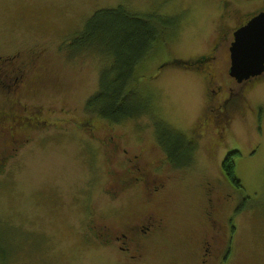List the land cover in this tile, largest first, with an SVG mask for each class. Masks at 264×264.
Wrapping results in <instances>:
<instances>
[{
  "label": "rangeland",
  "instance_id": "1",
  "mask_svg": "<svg viewBox=\"0 0 264 264\" xmlns=\"http://www.w3.org/2000/svg\"><path fill=\"white\" fill-rule=\"evenodd\" d=\"M227 2L254 13L262 7L259 0L252 4L247 0ZM122 3L141 13L181 15L177 17V30L167 38L170 41L166 42V60L176 56L207 57L200 73L170 66L157 75L153 80L150 107L162 116L153 113L151 126L165 122L167 132L185 140L189 138L185 130L201 115L212 90L218 85L222 87L219 94L213 92L218 98L225 89L237 87L227 69L228 53L231 55L228 42L224 41L214 53L211 50L217 35L224 36L226 26L234 20L233 13L225 18L228 7L223 9L225 0H0V53L6 55L21 48L26 53L29 47L47 49L42 58L47 65L46 75L41 76L43 82L35 92L16 85L20 89L18 93L6 91L10 98L0 95V109L22 108L27 103L34 112L40 109L41 119L47 120L31 134L32 139L20 147L17 155L9 154L6 165H0V264H131L115 245L101 244L89 233L93 212L98 222L106 215L109 218L106 222L115 224L114 218L106 213L112 206L108 198L110 178L106 172L117 162H111L109 146L93 141L83 130L74 128V121L83 116L85 100L98 88L107 59L88 49L86 52L72 49L69 54L68 46H62V41L70 37L68 32L84 24L97 8ZM223 22L227 23L220 32ZM160 55L156 53L151 59ZM166 60L159 58L157 62ZM248 100L250 107L245 103V109L238 110V116L232 121L234 137L224 142L226 152L238 150L240 153L237 176L244 186L240 196L229 184L221 183L222 194L232 193L233 199L224 207L229 212L241 197L246 208L236 219L238 225L232 220L237 233L226 264H264V137L263 140L258 137V132H264L259 117L261 110L264 112V84L251 90ZM13 115L8 118L10 122ZM20 115L34 117L27 109L21 110ZM31 122L25 124L27 132L36 125V121ZM54 122L66 129L61 131ZM145 122L146 118L128 119L113 127L130 156L136 153L145 160H154L160 151L155 146L153 128ZM103 134L102 130V137ZM218 150L224 151V148ZM196 152L192 154V170L186 174L175 173L156 199L158 208L170 219L169 226L166 234L163 231L155 238L159 248L154 250L150 246L138 264H198L195 253L187 251L193 232L181 233L186 228L201 227L198 219L203 184L206 180L216 183L220 162L208 158L197 162ZM1 155L0 151L3 159L6 154ZM220 179L225 180L222 174ZM123 204L125 214L144 207L139 193L125 195ZM178 233L187 239L183 243L185 248L177 240ZM223 239L219 251L228 246V239ZM220 258L214 257L213 264H221Z\"/></svg>",
  "mask_w": 264,
  "mask_h": 264
},
{
  "label": "trees",
  "instance_id": "2",
  "mask_svg": "<svg viewBox=\"0 0 264 264\" xmlns=\"http://www.w3.org/2000/svg\"><path fill=\"white\" fill-rule=\"evenodd\" d=\"M227 1L225 0V3ZM167 15H158L154 12L141 13L125 3L116 4L97 8L84 24L68 32L70 37L62 41V46L65 44L68 46L69 54L72 49L74 52H86L88 49L89 52L92 50L96 53V56L103 58V60L105 58L107 59L106 65L102 67L100 72L97 90L85 100L82 107L83 116L81 120L74 121L75 129L83 130L87 137L103 144L102 142L105 141L104 136L108 135V131L115 124L122 123L128 119H137L139 121V119L146 118L147 122L145 123L150 125L151 115L153 113L161 115L159 111L151 110L150 107L151 91L153 92L154 90L153 80L158 75L156 71L161 68L160 63L157 62L158 58L152 60L151 56L160 50V46L166 38L174 34L172 26L178 25L176 23L177 16ZM1 52L3 51L1 50ZM4 54L0 53V55ZM203 56L197 55L194 58V60H199L198 73H200L199 69L201 65L205 62L203 59L205 56ZM162 57H168L167 53L163 54ZM174 58H169L167 63L171 65ZM183 59L186 60L185 56ZM147 72H149L148 76ZM11 92L15 93L13 90ZM6 93L3 86H0V95L3 96ZM224 98L225 96L223 95L220 100ZM207 101L209 103L203 107L201 115L197 117L196 121L188 130H185L189 136V138L185 137V140H182L176 134L167 132L165 122H160L157 127L150 125L153 128L152 135L154 136L155 146L160 151V156L158 157V154L154 160H145V164L142 163L145 166L141 171L142 173L149 174L152 180H159L167 184V180L173 177L175 173L186 174L192 170L193 151H197L196 158H198V152H201L200 139L193 140L196 137L192 129H194V124L199 125L203 129L208 121H210L212 115L211 108L214 104V102L210 104L212 101L211 95H209ZM204 119L207 121H204ZM36 123L41 127L47 123V120L40 119V123ZM54 124L61 131L66 129V126L61 127L59 122H54ZM102 130L104 133L103 137L101 135ZM113 133L122 144L119 134L115 133V131ZM227 139L228 135L223 142ZM239 156L240 153L238 150L229 151L227 154L228 161L225 163V176L232 181L233 185L238 187L241 186V180L236 174ZM112 160L115 159L112 158ZM241 162L239 163L240 167ZM180 178L184 179L185 176H181ZM219 181L220 176L218 175L215 178V182ZM206 185L207 192L202 195L201 199L203 200L209 196L212 182L206 183ZM141 186L140 200L141 202L142 200L145 202V204L142 202L144 207L134 210L130 215L134 216L135 214L142 213L143 217L147 214V211H155L158 217H156L157 221L155 224L156 235L159 233L161 235L163 231L166 234L170 219H166L165 213L158 208L156 200L163 193L164 189L160 190L158 194H151L152 190L148 187V184L146 186L141 183ZM143 191L147 196L145 198H142ZM122 208L124 210V204ZM198 223L201 227L203 226L200 219H198ZM200 228H194L193 230L186 228L181 233L193 232L192 237H190L191 240L187 244V251L189 253H195L196 256H194V259L197 260L198 264H213L214 257L216 256H221L219 262L226 264L231 253L234 237L237 233V226H233L231 222V229L223 230V233L232 243L222 251L218 250L219 252L215 253H208L199 246V240L196 238L194 231ZM89 233L95 238L91 229ZM181 234L178 233L177 240L185 248L183 243L187 239L182 238ZM98 242L102 243V241ZM188 249L194 252H190ZM210 258L212 260L211 263H209Z\"/></svg>",
  "mask_w": 264,
  "mask_h": 264
},
{
  "label": "flooded vegetation",
  "instance_id": "3",
  "mask_svg": "<svg viewBox=\"0 0 264 264\" xmlns=\"http://www.w3.org/2000/svg\"><path fill=\"white\" fill-rule=\"evenodd\" d=\"M247 1H250L251 4L254 2V0ZM259 1L262 2V7L255 13L252 11H248L246 7H244L243 9L235 6L233 7L228 2L223 5L224 10L228 5L225 13V18H228V16L232 13L235 14V16L233 23H229L226 26L227 31L224 32L225 35L222 36V33H219V35H217L211 48L212 53H214L224 41L228 42V49L230 51L235 31L247 24L257 14L264 13V0ZM226 23L227 22L222 23L224 25L220 27V32L226 25ZM23 50L24 48H21L6 55H0V86H3L4 89H7L5 91L13 90L16 94L20 90L17 89V87L20 86L21 88V86L23 85L22 90L27 91V89H32L33 92H35L34 90H37L43 82L41 76L46 75L47 65L44 63V59L42 60V58L47 53V49H36L33 47H29L26 53H24ZM204 56L205 58L203 59L206 61L207 57L206 55ZM228 60L229 62L227 69L230 70L232 62L230 53H228ZM187 62L188 64H192L193 60H188ZM231 79L232 82H237V87L232 86L228 89H225V93H222V95L218 98L214 95H211L212 101L210 102V104L214 102L212 106H214L215 109L220 106L219 111L216 112V115H214L213 118L215 120L217 119L218 121H223L227 125V131L225 130L221 135L223 138H226V135L230 132L229 128L234 118L238 116V110L242 111L243 109H245V103L250 107L251 103H249L248 95L250 91L257 88L259 84H264V71L258 75L250 76L241 81L237 80V78L232 75ZM214 91L216 94H219L222 91V87L218 85L217 88L214 89ZM22 94L20 95V98H22ZM223 95L225 96V98L223 100H220ZM3 96H5L6 98H10L7 93ZM25 104L26 105L22 108H20L21 106H10L8 110L0 109V151L2 152V155L6 154L3 159L0 158L1 166L6 165L5 160L8 159L9 154L17 155L20 147L22 145L26 146L32 139L31 134H34V131L40 128L36 123V125L31 126V130L27 132V126L25 124L30 123L31 121V124L33 123V121L40 123L42 111L38 109L36 110V112H34L30 108L29 104ZM24 109L29 110L30 113L34 115V117L20 115L21 110ZM252 113L253 115L255 114L253 112V109ZM11 114L14 115L12 117V121L10 122L8 118ZM259 117L260 122L264 127V112L262 110L259 114ZM204 121L207 120L204 119ZM113 131L114 128L112 126L108 131L110 134L104 136L105 141H103L102 143L111 148L112 152L109 153V155L117 162L116 165L108 167V170L106 172L108 175V179L110 178L108 198L112 203V206L107 209L106 213L114 218L112 220H114L115 224L112 225L111 223L106 222V220L109 219L106 215L102 216L101 221L98 222L97 218L94 216L95 213L93 212L90 229L93 231V236L95 237V239L98 241H102V243L100 242L101 244H104L106 246L111 245L113 247L115 245L117 247V250L124 257L130 260H127L129 263L138 264L139 262L144 260L150 246L154 250H157L159 247L158 245H156L155 240L157 236V232H155L157 215L153 210L147 211V214L143 217L142 213L135 214L134 216L125 214L122 208L123 198L128 193L135 194L139 192V195L141 196V183L146 186L148 184V187H150L152 190L151 194H158L160 190L164 189L166 184L159 180H152L150 179L149 174L142 173L141 171L145 167L142 165V163L145 164V159L140 154L136 153L132 154L133 156H130L129 150L120 143V140L115 136ZM258 135V137L263 140L264 132H258ZM231 136L232 138L234 137L233 132L228 134V140L231 139ZM218 147L221 149L224 148L225 150L227 144L223 142L219 144ZM11 149L16 150V152L13 153ZM112 158L111 162L114 161L112 160ZM229 196L230 194H228L225 198L219 196V194L215 192L214 187L210 186L209 196L207 197L205 205V214L210 227L214 230L211 233V237H204L201 246L203 247L201 249H204L208 253L218 252L219 248L222 247V243L224 242L223 237L228 239V245L231 243L229 238L226 237V235L223 233L222 221L224 218L223 215L227 210L224 206L229 205L230 203ZM145 197L147 196L143 191L142 198ZM243 199L244 198L240 197L239 202L243 203ZM142 202L145 204L143 200ZM114 205L117 206L115 209ZM234 210L235 208L229 211V215L226 216L228 220H231ZM115 215L116 217H114ZM115 218L120 219L117 220Z\"/></svg>",
  "mask_w": 264,
  "mask_h": 264
},
{
  "label": "bare ground",
  "instance_id": "4",
  "mask_svg": "<svg viewBox=\"0 0 264 264\" xmlns=\"http://www.w3.org/2000/svg\"><path fill=\"white\" fill-rule=\"evenodd\" d=\"M158 15H160V13ZM165 16H168V15H165ZM176 16L177 17H179V16L181 17V15H176ZM178 26L179 25L172 26V31H176ZM167 41H170V40H168L166 38L162 42V44L160 46V50L156 52V53H161L162 52L161 55H160V60L161 59H165L166 60L168 58V57H165V58L162 57L163 54H166L165 48H166V42ZM195 57H197V55H194L192 57H187L186 60L183 59L184 56L175 57L172 60V64L171 65L167 63V61L169 60L168 59V60L164 61V63H160V66L161 67L163 66L162 70H158L156 72H158V75L159 74L161 75L163 73L162 71L165 69V67L179 66V67H186V68L192 69L194 71L193 73H198V60H194ZM188 60H193L192 64H188V62H187ZM147 76H148V74H147ZM213 92L215 93V91L212 90V93L210 95H214ZM208 103L209 102L206 100V104L205 105H207ZM215 110L216 109L214 108V106H212V108H211V114H212L211 115V119H210V121H208V124L203 127V129H201V127L199 125L194 124L193 125L194 129H192V130L194 131V135H195L196 139L197 140H198V138L200 139L199 140V144L201 146L200 147L201 152H198L197 162H198V159H199L201 161V163H202V162L206 161V158L211 159V160H213V159L219 160V162H220V164H219L220 171L217 173L216 177L218 175L221 176V174H222V176L225 178V180H221L220 179V181L216 182V183H213V181H211V180H206L204 182V184H203L204 185V189H203V194L202 195H204L207 192L206 183H211L212 182V185H210V186H213L214 189H215V192H217L219 194V196H221L223 198H225L228 194H230L232 196V193H223L222 194V191L220 190L221 183H226L225 186H227L229 184V187H231L237 194H239L241 196V192H242L241 189H244L242 181H241V186L238 187L236 185H233L232 181L228 177L225 176V172H226L225 163L228 161L227 160L228 152H226L225 150L224 151H219L218 150V148H219L218 145L221 144L223 142V140L225 139L221 135H222V133H224L225 130L227 131V125L223 121H220V120L218 121L217 119L215 120L213 118V116L216 115L215 114L216 113ZM208 130H209V132H208ZM229 131L230 132L228 134H230L232 132V125L230 126ZM227 135H226V137H227ZM194 167H195V165H194ZM199 167H201V165ZM236 174H237V171H236ZM201 198H202V196H201ZM229 198H230V202H231L233 199L230 196H229ZM206 200L207 199H205V200L201 199L200 202H199V209H200V217H199V219L202 221V223H203V225L205 227H204V229L200 228V229L194 231L196 238L199 240V246L200 247L202 246V241H203L204 237H206V238L207 237H211V233L214 230L213 228L210 227L209 222H208L207 217H206V214H205ZM243 201H244V199H243ZM234 208H235V210L233 211L231 220H228L227 217H226V216L229 215V212L227 210H226L225 214L223 215L224 216V218L222 220L223 221V230L231 229L232 220L235 219V223H236L237 217L239 215H241L242 212H244L245 209H246L244 207V204L240 203L239 201L237 203H235V205L230 210H232ZM236 225H238V224L236 223Z\"/></svg>",
  "mask_w": 264,
  "mask_h": 264
},
{
  "label": "water",
  "instance_id": "5",
  "mask_svg": "<svg viewBox=\"0 0 264 264\" xmlns=\"http://www.w3.org/2000/svg\"><path fill=\"white\" fill-rule=\"evenodd\" d=\"M230 73L239 81L264 70V13L252 18L235 33L231 46Z\"/></svg>",
  "mask_w": 264,
  "mask_h": 264
}]
</instances>
